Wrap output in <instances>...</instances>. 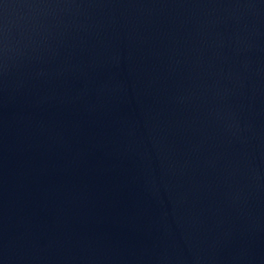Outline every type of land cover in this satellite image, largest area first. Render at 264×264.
Here are the masks:
<instances>
[{
	"label": "water",
	"instance_id": "1",
	"mask_svg": "<svg viewBox=\"0 0 264 264\" xmlns=\"http://www.w3.org/2000/svg\"><path fill=\"white\" fill-rule=\"evenodd\" d=\"M0 264H264V0H0Z\"/></svg>",
	"mask_w": 264,
	"mask_h": 264
}]
</instances>
